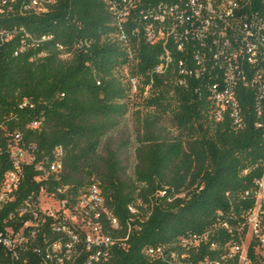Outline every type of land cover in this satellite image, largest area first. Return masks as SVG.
<instances>
[{
  "label": "trees",
  "instance_id": "16d2710c",
  "mask_svg": "<svg viewBox=\"0 0 264 264\" xmlns=\"http://www.w3.org/2000/svg\"><path fill=\"white\" fill-rule=\"evenodd\" d=\"M29 1L8 3L0 14V32L10 36L0 41V184L11 168L10 147L33 158L21 166L12 201L0 205V230L23 229L17 248L0 246V264H59L62 253L52 245L67 238L51 229L54 219L40 215L31 228L23 227L29 215L19 216L42 187L52 193L67 186L56 198L73 203L98 185L103 207L118 221L113 229L102 215L103 233L115 241L127 237L124 248L115 243L106 259L94 262L80 235L61 264H175L149 261L142 251L163 245L169 254L181 237L208 231L223 245L230 235L220 224L234 229L243 222L264 164V98L252 83L254 67L239 66L234 95L242 124L236 128L229 112L215 118L207 86L220 76L211 75L218 72L211 62L193 74L194 43L180 52L171 38L145 37V24L161 8L183 0H53L37 13L26 8ZM238 2L248 18H264V0ZM185 27L191 32V23L179 31ZM165 50L170 62L158 73ZM132 80L140 102L131 135L125 124ZM58 147L63 172L35 181V164L51 162Z\"/></svg>",
  "mask_w": 264,
  "mask_h": 264
},
{
  "label": "built area",
  "instance_id": "2783aa9c",
  "mask_svg": "<svg viewBox=\"0 0 264 264\" xmlns=\"http://www.w3.org/2000/svg\"><path fill=\"white\" fill-rule=\"evenodd\" d=\"M15 0H0V14L8 3ZM53 0H30L27 9L37 13L45 11V3ZM183 5H170L160 9V13L154 18V22H148L144 26L147 41L154 42L169 38L176 44L177 50L182 52L187 42L194 43L192 59L197 64L193 74L197 77L203 73L205 61L212 64L211 74L220 82H210L208 91L214 103V115L220 121L224 113L229 112L233 125L240 128L242 120L239 115L234 95V87L238 83L240 63L246 61L255 71L252 75V83L258 86L259 98H264V18L250 15L248 18L242 12L238 0H183ZM185 6V7H183ZM185 23H191L192 28L185 27ZM160 24V25H158ZM165 24V26H164ZM9 34L0 32V41H8ZM160 63L155 71L160 73L170 62V54L167 50L160 58ZM182 73L192 74L186 70ZM132 90L137 91V82L132 80ZM38 122H33L32 127H37ZM19 136L16 135V139ZM9 159L11 168L4 173L0 184V205L10 202L17 190L22 174L23 163L33 162L32 156L20 147L9 148ZM63 151L60 147L55 149L54 159L44 164L36 163L35 169L39 174L35 177L37 182H46L50 175L55 177L63 172L62 164ZM67 189L56 188L52 193L41 188L36 199L31 195L23 203L19 216L26 213L29 220L24 222L23 227H37L39 216L54 219L50 225L51 229L67 238L66 241L53 243V252L62 253L56 257V262L61 264L64 258H69L72 246L78 244L80 235H83V244L87 250H92L89 260L98 262L106 259L108 249L115 243L123 248L127 237L112 239L103 233L100 219L105 215L109 225L118 229V221L109 215L103 207V198L100 188L92 184L86 192L78 196L75 202L69 199L59 200L57 193H63ZM164 192H161L163 194ZM248 194V192L246 193ZM254 201L253 206L245 215L243 222L232 229L227 223L220 224V227L227 230L229 239L223 245L210 240L211 232L201 234H190L181 237L176 249L169 254L163 245L150 246L143 249V255L149 261H168L175 264H264V164L261 175L254 180ZM49 200L56 207L51 205L43 208V202ZM131 214H137L136 205L128 207ZM12 214L9 215V218ZM79 233H76V231ZM23 240V229L17 231L10 227L0 230V246L12 251L17 248ZM207 246L206 252L214 253L221 251L217 257L206 254L203 260L194 263V258L200 253L201 248Z\"/></svg>",
  "mask_w": 264,
  "mask_h": 264
},
{
  "label": "rangeland",
  "instance_id": "374dc122",
  "mask_svg": "<svg viewBox=\"0 0 264 264\" xmlns=\"http://www.w3.org/2000/svg\"><path fill=\"white\" fill-rule=\"evenodd\" d=\"M132 99H131V103H130V107H129V112L126 115V127L128 129V133H134L135 132V116H136V111L139 109V102H140V96L138 95L137 91H135L134 89L132 90ZM52 206V207H56L55 205H53V203H51L49 200H47L46 202H43L42 206L43 208H46L48 206Z\"/></svg>",
  "mask_w": 264,
  "mask_h": 264
}]
</instances>
